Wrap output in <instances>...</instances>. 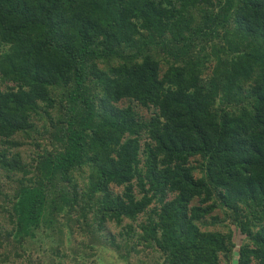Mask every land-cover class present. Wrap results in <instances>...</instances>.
I'll return each mask as SVG.
<instances>
[{"label": "trees", "instance_id": "trees-1", "mask_svg": "<svg viewBox=\"0 0 264 264\" xmlns=\"http://www.w3.org/2000/svg\"><path fill=\"white\" fill-rule=\"evenodd\" d=\"M235 255L264 264V0H0V264Z\"/></svg>", "mask_w": 264, "mask_h": 264}, {"label": "rangeland", "instance_id": "rangeland-1", "mask_svg": "<svg viewBox=\"0 0 264 264\" xmlns=\"http://www.w3.org/2000/svg\"><path fill=\"white\" fill-rule=\"evenodd\" d=\"M51 241V239L50 238H46V240H44L43 241V246L45 247V248H48L49 247V242ZM44 248V249H45ZM39 253H41L42 255H41V257H42V259H45L44 257H46L47 256V253H46V250H44L43 252H41V251H39ZM36 254H34V256H35ZM40 255V254H39ZM138 258V257H137ZM108 261H106L105 260V262H106V264H141L139 261L137 262V259H136V257L135 256H133L132 257V259L130 260V263H126L125 261H123V260H120V259H118V260H116V261H114L113 259H110V258H106ZM236 260H237V255H235L234 256V261H233V263L234 264H236ZM113 261V262H115V263H111V262Z\"/></svg>", "mask_w": 264, "mask_h": 264}, {"label": "clouds", "instance_id": "clouds-1", "mask_svg": "<svg viewBox=\"0 0 264 264\" xmlns=\"http://www.w3.org/2000/svg\"><path fill=\"white\" fill-rule=\"evenodd\" d=\"M96 264H106L105 260L103 259L102 256L97 257L96 259Z\"/></svg>", "mask_w": 264, "mask_h": 264}]
</instances>
